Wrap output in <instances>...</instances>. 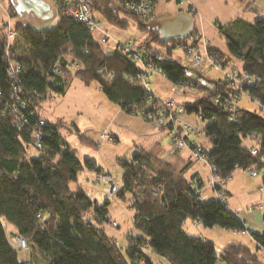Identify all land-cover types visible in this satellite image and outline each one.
I'll return each mask as SVG.
<instances>
[{
	"label": "trees",
	"instance_id": "16d2710c",
	"mask_svg": "<svg viewBox=\"0 0 264 264\" xmlns=\"http://www.w3.org/2000/svg\"><path fill=\"white\" fill-rule=\"evenodd\" d=\"M91 4V13L102 15L109 25L127 28L131 17L140 31H146L150 38L139 51L171 84L189 77L186 55H175L189 37L163 39L155 27L147 25L155 17L139 19L129 10L130 0H91ZM57 5L59 18L54 27L44 31L20 24L13 27L29 47L28 58L17 59L11 52V61L22 68L15 80L9 78L8 64L3 61L5 41L0 45V264H158L154 257L168 264H263L258 251L264 248V233H249L255 251L230 244L216 255L212 240L193 237L183 229L190 219L203 228L248 233L244 222L228 208L225 188L237 169L256 176L264 171V118L241 107L231 116L223 102L233 93L223 78L211 85L197 80L207 88L206 94L181 106L182 114L203 115L206 120L197 137L204 136L209 147L193 135L189 141L204 150L214 169L218 182L211 184L210 174L207 183L214 199H202L204 184L199 175L187 178L194 162L190 158L180 153L164 156L157 146L138 148L127 162L119 161L121 185L114 195L118 200L126 195L131 198L136 233L125 234L126 244L119 246L98 226L103 222L117 225L106 219L109 200L99 206L80 187L71 189L70 185L85 170L96 173L99 169L94 161H81L70 152L59 133L62 125L51 124L38 114L41 103L50 93L64 96L73 79L84 86L95 82L108 101L128 114L144 118L158 103L135 78L140 69L127 57L124 45L116 44L107 53L86 26L63 14L68 5ZM215 28L226 47L225 53L215 52L217 64L257 76L258 82L246 85L244 91L264 108V16L252 23L236 19L215 24ZM70 64L77 65L78 71L70 69ZM17 117H22V126ZM41 120L43 125H39ZM70 130L80 145L96 146L76 125ZM39 131L43 149L38 157L26 159L27 148L33 147V136ZM247 140L251 145L244 146ZM12 237L24 240L23 250L32 251L29 259L18 258L17 250H23L15 247Z\"/></svg>",
	"mask_w": 264,
	"mask_h": 264
},
{
	"label": "rangeland",
	"instance_id": "374dc122",
	"mask_svg": "<svg viewBox=\"0 0 264 264\" xmlns=\"http://www.w3.org/2000/svg\"><path fill=\"white\" fill-rule=\"evenodd\" d=\"M256 6L257 8L261 7L264 8V0H256ZM255 6V7H256ZM260 9V8H259ZM97 21L99 22V26H101L103 29H107L108 27H111V31H108V34L113 37L118 42H126L128 46L131 47L132 51H139L141 48H143L144 43L148 41L150 38L149 35H146V31L142 32L137 28V24L135 21L128 17V27L127 28H117L108 25L105 21V19L101 15H97L96 13H93ZM92 37L94 40L100 44V37L97 32H91ZM111 41V40H110ZM120 44V43H119ZM116 44H112V48L108 49L105 45L101 46L104 48V50L107 53H111L112 50L115 49ZM175 55H179L181 57H184L182 53L178 50L175 51ZM187 62V58H185ZM233 65L239 66L240 63H234ZM227 70L229 68H221L220 70ZM204 76L217 80L222 79V75L217 69H209L206 68L201 72ZM185 80V79H184ZM74 83L73 87L70 88L68 95L62 99L63 96H53L47 97V100L43 101L41 103V106L38 110V114L44 117L48 120L51 124H58L62 125L60 130V135L63 136L65 143L67 147H69L70 152L72 154H77L78 158H82L84 152H87L89 150H94V148L87 147V146H81L76 138L74 136L73 131L70 130V127L72 124L74 125H83L87 123H92L96 119L102 116V109L98 107L95 103L96 102H88L84 98H82L85 94L84 90L94 91L96 93H99L100 89H98L97 84L93 82L89 87L84 86L82 83H80L77 80H72ZM185 82H194L192 83L194 87V91H191L189 93H180L179 95H172L173 97H170V87L169 89L167 83L162 80V84L160 83L157 88H155V83H152L151 88L155 91L157 97L165 98L163 100H168L169 98H172L174 102L179 105L180 104V98L182 96L187 99V102H184L183 104L190 103L191 100L197 99V97H201L206 94L207 88L202 85L201 83H197V80L189 75V79L185 80ZM150 86V84H149ZM154 87V88H153ZM150 88V89H151ZM151 89V90H152ZM168 89V92H167ZM99 90V91H97ZM67 91V90H66ZM65 91V92H66ZM168 94V97H167ZM100 97H103V94ZM167 97V98H166ZM238 107L246 108L252 113H257L259 116L264 118V108L260 109V106L257 102H254L248 98H244L239 100ZM187 120H189V123H192L195 127L198 126V119L195 116V114L191 113V115H185ZM178 119L182 120L184 122H188L187 120L182 119V113L178 115ZM155 125V124H154ZM156 126V125H155ZM157 127V126H156ZM158 128V127H157ZM102 135L108 136V134H101L99 136L100 141L103 140H111L110 136L103 138ZM87 137V135H84ZM197 139L199 143L204 144L206 147H209L208 141H206L205 137H201ZM88 138V137H87ZM123 141V142H122ZM169 141V138L168 140ZM251 145V142L247 140V142L244 143V146ZM97 146V144H96ZM27 153L25 155L26 159H30V157H38L39 152L43 149L41 147L40 150H36L31 145L27 148ZM103 151L108 156L111 155L113 159H109L104 164L105 167H107L108 172H103L102 170H99V172L95 173L94 180L96 181L98 178L97 173L108 175L109 178L113 180V188H109L106 184H99L94 185L95 192L97 191V200L99 206L104 203L105 200H109V204L107 207L108 213L106 216L107 221H115L117 223L116 226L112 227L111 223L106 225L105 222L99 224L98 226L105 232V234L109 237H113L116 240V243H118L119 246H125L126 242L124 241V235L129 233H136V231L132 228V217L135 213V210L131 207V198L129 195H126L124 200L116 199L115 194L118 191L120 185H121V172L122 167L119 165L118 162L114 160V157L116 156H125L124 154L127 153V147L125 145V142L123 139H121L120 144L118 145H105ZM163 154V153H162ZM166 156V154H163ZM84 160V159H82ZM81 160V161H82ZM124 161V160H123ZM125 162V161H124ZM194 173H197L204 184V191H202V199L203 200H210L213 198V195L211 193V189L208 187V179L210 178V173L207 165L194 161L193 165L191 166L190 170L186 172L187 178H190L194 175ZM264 177V171L260 170L259 173H257V177L250 176V172L244 173L240 170L234 171L233 175L227 182V188L230 194V197L227 198L230 201H228V208L235 213V215L244 222V226H246V229L249 230L251 233L255 234H262L264 233V209L260 210H254L258 205H262L264 208V183L262 182ZM233 180V187L234 189L230 190V181ZM80 184H82V189L85 193L90 195V192L86 187H84V181L81 180ZM76 183L71 184L70 188L74 189V186ZM260 188L262 190H260ZM260 190V191H259ZM109 225V226H108ZM194 222L190 219H187L185 221V224L183 225V229L191 236L193 237H199L201 239H210L214 243V249L216 255L219 254V252L229 244H234L236 241L238 244H242L246 248H249L250 250L255 251V243L252 237L248 235L249 233H244V231L240 230L236 234L233 233V230H225L221 227H210V228H194ZM17 250V249H16ZM32 251L29 249L19 251L17 250V256L20 260H27L30 257V254ZM261 257V256H260ZM264 260V258H262ZM264 262V261H263ZM216 264H223L221 261L217 262ZM264 264V263H263Z\"/></svg>",
	"mask_w": 264,
	"mask_h": 264
},
{
	"label": "crops",
	"instance_id": "0c3cea01",
	"mask_svg": "<svg viewBox=\"0 0 264 264\" xmlns=\"http://www.w3.org/2000/svg\"><path fill=\"white\" fill-rule=\"evenodd\" d=\"M63 1L64 0H0V45L4 42V27H6V25H8L10 29H13L16 24H20L23 27L27 26L31 29L41 31L54 27L59 18L57 2ZM256 2V0H154L153 17L158 19H165L175 16L180 12L186 13L189 12V10L193 11V32H200L205 37L207 43H209V48L214 52L218 51L220 53H225L226 47L224 39L221 35H219L218 31L215 28V24L224 25L236 19H242L248 23H252L253 21L263 18L264 8H257ZM91 14L93 15V13ZM96 14L100 15L98 13ZM93 18L97 21L94 15ZM110 26H112V28L116 27L114 25ZM110 29L111 27L103 29L100 26L98 30H93L92 32H97L100 40L102 33H105L109 37L108 43H102L103 45L108 47V49L112 48V44H127L126 42L124 43V41L121 43L113 39V37L110 36L107 31ZM12 43L15 58L18 59L21 57H29V47L23 42L20 34L15 35ZM233 62L237 63L236 61ZM148 78L150 84L149 89L151 88L152 83H155V88H157L162 80L167 83L168 87L166 88L169 89V86L171 85V83L160 74H152V76H149ZM188 79L189 77L185 78V80ZM73 84V82L70 83L66 94L62 98L63 100L68 95L70 88L74 86ZM200 86L203 87V85ZM84 91L85 94L82 98H84L88 102H96L95 104L100 107V109H102V116L92 123L84 124L83 122V125H76L82 135H87V137L91 139L93 143L95 142V144H97V146L94 147V150L84 152L83 156H81L82 158H79L80 160L88 158L96 163V166L99 170H102L105 173H109L107 167H105L104 164L107 160L113 158L111 155L108 156L107 154H105V152L103 151L104 146L118 145L120 144L121 139L124 140L128 151L124 154L125 156L114 157V160L118 163L119 161L123 160L127 162L132 154L138 150V148L149 150L157 146L161 153L166 154V156L170 154V142L167 141L168 132L166 129L157 128L153 123L145 121V119L138 114H128L127 112L125 113L121 111L118 105L108 101L104 94L103 97H100L101 95L99 94H102V92L99 90H97L99 91V93L89 90ZM151 91L156 99H165L157 97L153 89ZM187 99L188 98L182 96L179 99L180 104L182 105L184 102H187ZM185 115L186 114H182L183 120H187V117ZM187 121L189 122V120ZM105 133L110 136V141L106 139L100 141L99 136ZM192 138L197 141V139L200 137L192 136ZM189 154L190 153L186 150H182V152H180L181 157L188 159ZM74 155L77 154L74 153ZM195 174L198 175L197 173H194V175ZM94 176V172L85 170V172H82L77 177L78 180L75 186H78L82 189V184H80V182L81 180H83L84 187H86V189H88L90 192V195H88L87 193L86 194L90 197L91 200L97 203L98 200L96 198L98 193L97 191L95 192L93 186V182L95 179ZM227 184L229 183L227 182ZM232 189H234L233 180L230 181V190ZM225 190L229 194L227 185ZM228 201L230 200H227V205ZM193 226L195 229L198 227L202 228V225L197 222L194 223ZM233 233L236 234L237 232L233 231ZM248 233L251 234L249 230ZM234 244H238V242L236 241ZM153 262L158 264H168L167 262H163V260L158 257H154Z\"/></svg>",
	"mask_w": 264,
	"mask_h": 264
},
{
	"label": "built area",
	"instance_id": "2783aa9c",
	"mask_svg": "<svg viewBox=\"0 0 264 264\" xmlns=\"http://www.w3.org/2000/svg\"><path fill=\"white\" fill-rule=\"evenodd\" d=\"M63 3L68 5L67 9L63 12L66 16H70L76 22L82 23L87 27L91 32L93 30L99 29L98 22L93 18L91 14V0H64ZM154 8V0H130L129 10L131 13H134L139 19L143 20L144 18H148L150 15H153ZM193 16V11H190ZM5 30V46H4V56L3 61L7 62L8 67L6 72L11 80H15L16 77L19 76L21 72V66L11 61V52L13 50V39L16 35V32L13 29H10L8 25L4 27ZM109 42V37L102 33L100 43L106 44ZM125 47V51L127 52V57L135 64L140 72L136 74L135 78L140 80L141 85L144 89L148 91V94L157 101V106L154 107L151 111L147 112L144 119L147 122H151L155 124L160 129H166L168 132V138L170 142V154H177L182 152V150L188 151L189 158L191 161H198L205 165H207L209 169V173L211 174L210 183L215 185L218 182L217 177L215 176L214 169L207 163L206 156L204 155V150L196 145L193 141H189L190 136H197L200 134L199 126L205 123V119L203 115H198V126L195 127L192 123L184 122L178 119V115L182 113V105H177L172 98L168 97V100L156 99L153 95L151 89H149V76L152 74H160L159 67L153 65L148 56H144L141 51H132L130 46L127 44H123ZM177 50L184 53L187 58L188 67L197 70L198 72H202L206 68H213L219 70L221 73L223 80L228 88L231 91L232 98L225 99L223 102V107L226 111H228L231 116L234 115L238 107V102L241 99H244L246 93L244 91V87L246 85H253L255 82H258L259 78L254 75L247 74L246 72H242L235 68H230L227 70H220L219 64H217V55L216 53L209 48V43H207L205 37L200 32H192V35L185 43H181L178 46ZM70 69L73 71H78V66L75 64H70ZM56 71V69H55ZM162 76V75H161ZM194 82H185V80L180 81L178 84H171L170 87V97L172 95H179L180 93H189L194 91V87L192 85ZM16 88H14V94L16 93ZM54 96V95H53ZM52 93H50L47 97H53ZM19 124L23 125L22 117H17ZM43 121L39 122V125H43ZM103 138L108 136L102 135ZM33 139V147L36 150L41 149V133L40 131L34 134ZM256 136H251L252 140H256ZM252 154H256L255 150H251ZM252 177H255L256 174L254 172L250 173ZM97 180L93 182V184H106L109 188H113V180L109 178V176L97 173ZM96 178V177H95ZM263 206L260 204L254 210H260ZM112 224V223H111ZM115 226V223H113ZM236 232V231H234ZM246 233V232H244ZM12 242L15 247L23 250L25 247V242L23 239L12 237ZM259 254L261 258H264V248L259 249Z\"/></svg>",
	"mask_w": 264,
	"mask_h": 264
},
{
	"label": "water",
	"instance_id": "95a60500",
	"mask_svg": "<svg viewBox=\"0 0 264 264\" xmlns=\"http://www.w3.org/2000/svg\"><path fill=\"white\" fill-rule=\"evenodd\" d=\"M193 16L190 12L177 13L175 16L165 19H156L149 21L147 25L155 27L163 39H186L192 35L193 31ZM188 75L205 84H215V80L208 79L201 72L191 68L186 69Z\"/></svg>",
	"mask_w": 264,
	"mask_h": 264
}]
</instances>
